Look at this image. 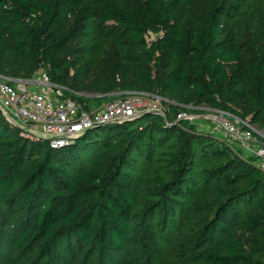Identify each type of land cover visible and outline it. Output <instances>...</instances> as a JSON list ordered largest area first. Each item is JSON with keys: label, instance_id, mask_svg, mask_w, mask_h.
<instances>
[{"label": "trees", "instance_id": "16d2710c", "mask_svg": "<svg viewBox=\"0 0 264 264\" xmlns=\"http://www.w3.org/2000/svg\"><path fill=\"white\" fill-rule=\"evenodd\" d=\"M249 1L207 0L198 16L201 25L190 28L182 27V0H102L101 19L122 31L147 90L176 95L183 104L196 99L235 117L244 102L237 87L245 82L252 97L248 108L259 122L264 121V43L259 49L247 44L242 52L233 39H221L229 9ZM88 21L82 0H0V52L15 49L36 70L48 69L52 84L72 87L67 82L71 63L63 61L81 58L93 45L86 39ZM150 36L156 43L147 42ZM152 62L157 78L148 67ZM87 66L79 74L88 76ZM156 118L147 114L100 127L53 149L45 140L9 134L0 115L6 146L0 197L22 221L13 249L35 247L44 260L63 239L69 244L73 239L89 247L87 263L97 254L107 264H130L126 243L139 193L132 155L150 158L152 149L162 146L170 173L159 180L158 199L146 212L151 219L164 209L174 221L186 208L196 223L195 240L183 251L185 262L175 264H264V175L211 136L197 138L181 122L164 129ZM213 155L224 160L202 167ZM74 166L79 169L69 176L67 169Z\"/></svg>", "mask_w": 264, "mask_h": 264}, {"label": "rangeland", "instance_id": "374dc122", "mask_svg": "<svg viewBox=\"0 0 264 264\" xmlns=\"http://www.w3.org/2000/svg\"><path fill=\"white\" fill-rule=\"evenodd\" d=\"M219 1L214 0V2ZM82 3L89 11L88 24L91 36L86 39L92 40L93 45L83 52L81 58H69L63 61L64 65L65 62H69L72 66L67 81L72 83V87L64 86L67 96L78 98L86 111L95 112L120 97L141 95L149 100L152 109L161 114L155 116L157 121L163 123L164 129L181 122L187 127V131L195 134L197 138L211 136L213 140L225 144L243 162L255 164L256 159L253 154L240 145L228 143L213 129L209 120L210 117L217 115V111L206 103L190 98L183 104L176 95L165 94L158 89L147 90L137 76L135 71L137 62L131 58L132 53L124 43L122 31L114 23L102 21V0H82ZM181 4L185 13L182 27L200 26L198 16L204 13L207 0H182ZM237 9H229L230 18H227L223 24L221 39L229 43L233 39L242 52L250 43L255 44L259 49L264 43V0H250L246 4H239ZM147 40L150 45L157 41L155 36H150ZM0 43H4L1 33ZM0 60V82H6L15 88L19 81H24L30 88L41 90V87H36L38 86L36 81L40 80L43 74H49L48 69L36 70L33 63L26 61L15 49L1 51ZM140 63L146 65L145 62L140 61ZM87 65L90 68L89 75L79 74L78 70L88 69ZM148 67L152 69L154 78L159 77L160 73L156 70L154 62L148 64ZM237 89L244 95V102L239 106V114H236L235 118L229 116L230 120L240 124L236 119L238 118L246 123L253 131L254 141L264 145V121L253 120L247 105V102L252 101L248 85L244 82ZM179 115L183 116L178 119ZM140 126L142 127V124L137 125L139 129ZM3 127L7 128L9 134L19 135L28 141L43 138L42 129L33 125L19 123L13 126L4 120ZM3 142L0 138V157L6 151ZM167 152L165 147L160 146L152 149L150 158L144 155H132V158L136 159L132 163V173L136 177L135 182L139 185V193L126 243V254L130 264H150L154 261L161 264H175L180 260L185 262L182 258L183 251L195 240L196 223L189 220L188 209L184 208L180 215L181 219L177 211L174 221L168 219L164 209L154 211L151 219L149 218L151 215L146 212L148 203L158 199L156 192L159 180L169 177ZM27 156L36 155L27 153ZM91 156L87 159H91ZM223 160L222 156H209L202 167H212ZM78 169V166L68 168V175H73ZM199 183L203 184L200 180ZM21 224L17 211L9 208L0 197V264H44L45 262L107 264L105 259L97 254L87 263L89 247L79 245L73 239L71 244L67 239H63L55 253L44 260L38 257L35 247H27L21 252L16 251L13 249V243Z\"/></svg>", "mask_w": 264, "mask_h": 264}, {"label": "built area", "instance_id": "2783aa9c", "mask_svg": "<svg viewBox=\"0 0 264 264\" xmlns=\"http://www.w3.org/2000/svg\"><path fill=\"white\" fill-rule=\"evenodd\" d=\"M36 83L41 90L30 88L24 81H19L16 88L0 82V112L10 125L22 123L42 129L44 139L40 140L47 141L53 149L73 143L75 140H70L85 130L94 129L95 125L104 127L147 114L161 115L141 95L120 97L98 111L88 112L81 103L66 97V89L52 84L48 75L43 74ZM216 114L209 120L213 129L228 143L240 145L253 154L255 167L264 175V145L254 141L252 129L238 118L242 126L233 123L229 117L235 118L232 115L221 111ZM182 116L179 115L178 119Z\"/></svg>", "mask_w": 264, "mask_h": 264}, {"label": "water", "instance_id": "95a60500", "mask_svg": "<svg viewBox=\"0 0 264 264\" xmlns=\"http://www.w3.org/2000/svg\"><path fill=\"white\" fill-rule=\"evenodd\" d=\"M93 128H94V129H98V128H100V125H95ZM94 129H91V130H94ZM91 130H85V131L82 132L81 134L77 135V137H75V138L78 139L79 137H82L86 132L91 131ZM75 138H73V139L70 140V141L76 140Z\"/></svg>", "mask_w": 264, "mask_h": 264}, {"label": "crops", "instance_id": "0c3cea01", "mask_svg": "<svg viewBox=\"0 0 264 264\" xmlns=\"http://www.w3.org/2000/svg\"><path fill=\"white\" fill-rule=\"evenodd\" d=\"M37 88H40L41 86H36Z\"/></svg>", "mask_w": 264, "mask_h": 264}]
</instances>
